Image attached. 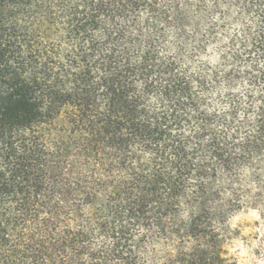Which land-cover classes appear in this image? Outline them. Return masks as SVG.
<instances>
[{
	"label": "trees",
	"instance_id": "1",
	"mask_svg": "<svg viewBox=\"0 0 264 264\" xmlns=\"http://www.w3.org/2000/svg\"><path fill=\"white\" fill-rule=\"evenodd\" d=\"M209 3L262 0H0V264H143L130 246L138 225L151 233L149 239L167 243L177 237L166 264L227 263L225 241L218 239L209 213H190V221L179 224L165 219L175 216L181 198L190 207L211 199L221 166L237 181L262 179L245 169L254 157L264 159V96L255 98L262 103L253 113V96L247 93L244 101L231 89L242 77L264 84V71H239L264 59V13L257 34L239 40V48L233 43L231 59L222 58L224 65L212 74L215 86L229 89L224 98L232 105L230 119L198 110L205 100L193 99L192 80L209 91L214 86L206 74L186 78L172 57L158 55L161 24L214 33ZM142 12L148 14L143 20ZM140 55L142 62H134ZM137 78L144 88L129 99ZM149 94L159 101L152 111L142 107ZM45 95L71 107V127H62L58 138H47V126L41 128L52 112L40 111ZM216 99L225 102L219 92ZM240 111L245 119L237 126ZM216 122L227 132L218 135L210 127ZM205 136L211 139L200 143ZM131 142L152 153L150 163L131 166ZM98 160L99 182L89 171ZM189 188L196 189L191 199ZM98 189L106 194L98 197ZM85 202L99 205L91 220L80 212ZM208 206L216 207L215 200ZM219 215L222 223L224 213ZM97 230L106 240L93 248ZM146 234L137 248L148 242ZM189 237L195 243L185 250Z\"/></svg>",
	"mask_w": 264,
	"mask_h": 264
},
{
	"label": "clouds",
	"instance_id": "2",
	"mask_svg": "<svg viewBox=\"0 0 264 264\" xmlns=\"http://www.w3.org/2000/svg\"><path fill=\"white\" fill-rule=\"evenodd\" d=\"M260 13H264V0L257 5L220 3L218 6L213 7L209 3L208 19L216 26L214 33H206L203 30L194 32L191 25L180 29L169 28L165 24L160 25L163 31L159 37L158 55L165 59L172 57L174 62L179 65L176 68V72L184 75L186 78L191 79L192 77H200L202 74H206L208 80L214 86L209 91H201L198 79L192 80V87L195 92L193 99L195 100L196 96H199L205 100V103L198 105L199 111L205 112L208 115L215 112L217 117L221 119H230L228 114L232 111V105L224 98V92L229 91V89L224 88L223 84L215 86V82L212 81V74L224 65L225 60L222 58L227 57L229 60L231 59L230 53L236 50L232 48L233 43L236 44V48H239V40L250 39L249 33L251 35L257 34V28L260 26L261 21ZM147 16V12L141 13L142 20L147 18ZM142 59L143 56L140 55L134 62H142ZM253 64L256 65V71L253 70ZM245 69L254 75H259L261 71H264V59L253 60L251 63L245 64L239 71L244 72ZM25 75L27 76L28 73H25ZM38 79H43V77L41 76ZM250 79L251 77L249 76L235 81V87L231 91L233 93H239V96L244 101L248 100L247 93H250L254 98V103L251 105L254 113L262 103L260 99L255 98L264 96V84H260L257 87L255 84L249 83ZM47 83L51 84L52 81L48 80ZM133 83L135 92L129 93V99L133 96L140 95L144 88V81L139 78ZM65 87L70 91L72 85L68 83ZM218 92L221 98L225 99L224 103L216 99ZM154 104L158 106L159 101L156 95L149 94L145 105H142V107H145L147 111H152L151 106ZM50 107L52 108L51 116L49 119H46L45 123L41 125V128L43 129L47 126V138H58L62 127H71L68 126L71 107L68 102H53V100L45 95L40 111L46 114L49 112ZM243 107H248V105H243ZM99 110L101 112L105 111L104 104L100 105ZM244 119V112H238L237 126H239V121ZM253 119L254 114H249L247 120L251 121ZM210 127L218 135L222 129L227 132L224 123H212ZM53 129H55V132H53ZM235 130V128L232 129L233 132ZM122 131L127 132V129H123ZM250 131L254 132L255 128H251ZM210 139V136H205L200 143H206ZM240 140H243V136L240 137ZM240 140L236 142L239 143ZM236 152H240V149L237 148ZM128 153L132 156L130 164L134 168H138L141 164H147L151 161L152 153L142 148L139 143L131 142L128 146ZM102 164L103 161H95L93 162L92 169L89 170L90 174H96L97 182L101 179ZM245 170L249 174L253 172L260 174L262 177L261 182L249 180L243 176L237 181L235 178H230L227 169L221 166L217 168L215 187L211 189V193L215 195L211 199L198 201V204L202 205L201 207H190L185 202V199L181 198L176 205L175 216H165V219H174L179 224L190 221V213L200 215L201 213L207 212L209 213V220L214 227V231L219 233L218 239L225 241L222 245V258L227 261V264H233V261L235 264H264V187H261V184H264V159L260 156L254 157L250 161V166ZM122 175L127 176L126 173ZM192 182L195 183L194 181ZM111 191V188L107 189L108 193H111ZM194 191H196L194 188L187 189L189 194L188 199H191V194ZM257 192L261 193L259 199H257ZM96 194L99 197L104 196L106 193L98 189ZM213 199L215 200L216 207H209L208 205ZM60 203H63L62 198H60ZM235 205L241 206L235 208ZM96 207H99V205L93 206L91 203L85 202L81 205L80 212L83 216L91 220L95 215ZM229 208L233 210L228 212L227 209ZM219 213H224L222 223ZM256 222L259 223L258 227L256 226ZM92 226L95 227L94 220H92ZM84 231L87 232L88 228L85 227ZM236 232L239 235H234ZM145 234L146 229L142 225H138L132 229L130 246L132 247L133 254L142 258L143 264H166L168 258L175 254L178 243L177 237L173 236L166 243V238L149 239L151 233H147L146 239L148 242L142 247L137 248L136 242L141 235ZM94 236L95 239L92 247L98 248L105 242L106 238L98 230L94 233ZM253 236L256 238L254 239ZM108 242L110 243V241ZM194 243L195 241L189 237L185 242V250H188Z\"/></svg>",
	"mask_w": 264,
	"mask_h": 264
},
{
	"label": "rangeland",
	"instance_id": "3",
	"mask_svg": "<svg viewBox=\"0 0 264 264\" xmlns=\"http://www.w3.org/2000/svg\"><path fill=\"white\" fill-rule=\"evenodd\" d=\"M256 226L258 227L259 226V223L258 222H256ZM234 235H239V233L238 232H236V233H234ZM258 235V234H257ZM253 238L255 239L256 237L255 236H253ZM235 262L233 261V264H234ZM225 264H227V263H225Z\"/></svg>",
	"mask_w": 264,
	"mask_h": 264
}]
</instances>
